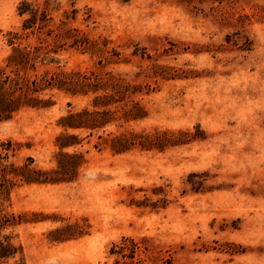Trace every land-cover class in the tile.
<instances>
[{
    "label": "rangeland",
    "instance_id": "374dc122",
    "mask_svg": "<svg viewBox=\"0 0 264 264\" xmlns=\"http://www.w3.org/2000/svg\"><path fill=\"white\" fill-rule=\"evenodd\" d=\"M20 1L0 0V63L9 51L6 32L21 23ZM49 1L52 27L64 20L120 52L125 61L105 69L167 67L165 77L140 76L153 86L142 100L149 115L140 127L201 137L122 154L94 147V136L83 138L75 149L86 162L75 181L19 184L4 202L14 214L48 219L1 236L21 245L26 264H109L111 244L122 236L147 239L155 258L145 264H264V0ZM51 55L64 68L98 66L97 54L76 47ZM53 99L50 108L0 120V151L8 140L13 147L8 161L31 157L33 165L54 166L57 119L67 101H82L62 93ZM74 220L86 234L47 239L50 228Z\"/></svg>",
    "mask_w": 264,
    "mask_h": 264
},
{
    "label": "trees",
    "instance_id": "16d2710c",
    "mask_svg": "<svg viewBox=\"0 0 264 264\" xmlns=\"http://www.w3.org/2000/svg\"><path fill=\"white\" fill-rule=\"evenodd\" d=\"M17 10L22 17L21 23L17 29L6 32L9 51L0 63V120L10 119L25 109L50 108L55 104L53 98L56 93L80 99L82 103L76 106L71 100L67 101L68 109L57 119L61 131L55 137L58 150L53 155L54 166L44 168L33 165L31 157L21 164L8 161V151L13 150L11 141L1 144L0 264H26L21 257V245L13 242L12 236H1L3 230L21 223L48 219V216L37 212L27 215L7 211L4 202L9 200L11 190L19 184L75 181L86 162L83 152L75 149L81 145L83 138L94 136V147L122 154L134 149L163 151L201 137L181 129L174 131L139 126L149 115L143 97L153 90V86L140 80V76L165 77L167 67L152 64L148 72L141 69L124 72L107 70L104 68L106 64L125 61L118 50L107 46L109 40L91 39L75 27H65L67 22L64 20L52 27L49 0H44L42 5L22 0ZM32 37L37 43L29 41ZM64 46L97 54L98 66L64 68L51 55ZM81 132H85L84 137L79 136ZM50 220L63 221V218L53 215ZM86 233L83 223L66 221L50 228L47 239L63 242ZM149 251L147 239L122 236L118 242L111 244L109 254L114 257L109 264H145L155 258Z\"/></svg>",
    "mask_w": 264,
    "mask_h": 264
}]
</instances>
